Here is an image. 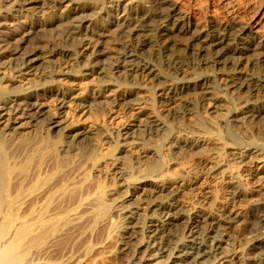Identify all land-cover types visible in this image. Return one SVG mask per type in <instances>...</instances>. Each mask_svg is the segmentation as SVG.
<instances>
[{"label":"bare ground","instance_id":"1","mask_svg":"<svg viewBox=\"0 0 264 264\" xmlns=\"http://www.w3.org/2000/svg\"><path fill=\"white\" fill-rule=\"evenodd\" d=\"M263 115L264 0H0V264H264Z\"/></svg>","mask_w":264,"mask_h":264},{"label":"rangeland","instance_id":"2","mask_svg":"<svg viewBox=\"0 0 264 264\" xmlns=\"http://www.w3.org/2000/svg\"><path fill=\"white\" fill-rule=\"evenodd\" d=\"M70 26L71 24L68 20H64L59 24V38L61 40L59 46L60 50H72L73 48L72 39H70L69 36ZM146 50L147 48H144L143 51L145 52ZM90 120L91 118L89 121ZM86 122H88V120ZM233 132L237 139H241L246 142H264V115L254 121L245 123L244 126L234 128ZM196 153L197 150H191L189 152L183 150L175 155L169 156V158H167L169 170L172 171L180 165L190 162L195 158ZM244 169L246 170V168H243V170ZM219 184V181L216 179L208 180V187L210 188H217ZM253 187H255V185L250 186V189H253ZM256 198L264 202V197L256 196L253 199ZM262 211L264 212V210ZM237 212L241 215L242 222L239 226L225 230L223 240L226 247L233 243V245L237 247L239 245L242 246L247 253L253 238L259 234H264V227L260 226L257 215L249 211L247 205L240 206ZM130 260L131 256L129 250L127 249L121 251L118 237L115 234H112L99 243L92 244L91 251L83 258V264H127Z\"/></svg>","mask_w":264,"mask_h":264}]
</instances>
